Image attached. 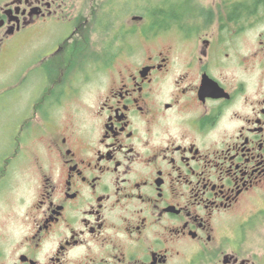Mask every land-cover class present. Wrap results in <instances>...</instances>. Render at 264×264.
<instances>
[{"label": "flooded vegetation", "instance_id": "af4514ba", "mask_svg": "<svg viewBox=\"0 0 264 264\" xmlns=\"http://www.w3.org/2000/svg\"><path fill=\"white\" fill-rule=\"evenodd\" d=\"M139 6L0 0V66L35 41L0 264H264L231 222L264 197V0Z\"/></svg>", "mask_w": 264, "mask_h": 264}, {"label": "rangeland", "instance_id": "374dc122", "mask_svg": "<svg viewBox=\"0 0 264 264\" xmlns=\"http://www.w3.org/2000/svg\"><path fill=\"white\" fill-rule=\"evenodd\" d=\"M137 1L141 6L149 0ZM34 43V39L27 42L24 47L18 50V53L14 54L9 63L3 62L0 66V141H4L2 137L8 132L9 125L13 119L15 120L14 115L19 109L23 108L24 103L27 106L29 102V107H25L24 114H27L30 109L29 95L33 94L31 89L34 84L33 67L30 65L35 61ZM23 67L26 71L24 75H22ZM19 98L20 101H18ZM21 99L25 102L23 103ZM16 169L17 174L15 175L18 176H12L10 186H6L4 190L0 189V234L9 233V227H15L16 219L19 220L23 212L24 206L18 203L23 177H21V172L18 170L20 168ZM20 177L21 179H19ZM23 194L25 202H28L30 193L25 190ZM239 221H241V229ZM231 222L234 233L238 236L242 235L245 242L253 247V250L264 252V197L243 205L235 213ZM16 232L14 233L16 234Z\"/></svg>", "mask_w": 264, "mask_h": 264}]
</instances>
